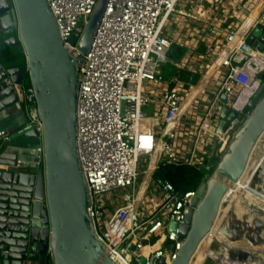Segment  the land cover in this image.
I'll list each match as a JSON object with an SVG mask.
<instances>
[{
    "label": "built area",
    "instance_id": "built-area-1",
    "mask_svg": "<svg viewBox=\"0 0 264 264\" xmlns=\"http://www.w3.org/2000/svg\"><path fill=\"white\" fill-rule=\"evenodd\" d=\"M221 1L209 3L213 13ZM46 2L64 49L77 58L76 44L98 0ZM180 6L181 0H107L89 51L78 66L76 144L90 197L87 214L115 264L141 260L163 264L174 259L180 226L196 191L178 193L169 182L153 179V174L161 163L187 166L202 173L205 183L213 159L220 161L246 121V115L240 122L237 118L264 75V47L259 51L248 41L255 30L264 39V0L257 12L254 6L242 14L234 28L205 24L203 35L188 34L185 44L171 37ZM200 44L203 53L197 50ZM174 45L185 53L170 61ZM165 69L174 72L170 79L163 74ZM183 73L192 78L181 82ZM193 76L198 77L195 83ZM12 87L27 126L40 135L30 87L25 83ZM223 109L235 113L239 127L219 135ZM184 116L191 118L185 136L175 129ZM9 143V134L0 130V155ZM213 143L218 147H212L209 155L206 148ZM32 153L37 169L42 146ZM153 156H158L156 164L147 163ZM21 162L16 160V167L23 166ZM7 170L0 165V171ZM172 223L177 225L175 233L168 230Z\"/></svg>",
    "mask_w": 264,
    "mask_h": 264
},
{
    "label": "water",
    "instance_id": "water-1",
    "mask_svg": "<svg viewBox=\"0 0 264 264\" xmlns=\"http://www.w3.org/2000/svg\"><path fill=\"white\" fill-rule=\"evenodd\" d=\"M106 2L98 0L76 44L80 56L74 58L62 45L46 0H0V53L20 47L24 56L22 66L4 68L0 64V111L17 105L12 85L27 80L41 134L27 126L23 113L21 122L13 125L15 129L2 130L9 134L10 142L19 138L35 141L24 149H43L34 170L16 167L15 156L6 161L10 143L2 149L0 165L8 170L0 171V264H21L24 260L45 264L47 257L52 264H115L87 214L90 197L76 144L77 70L92 44ZM248 41L259 51L264 47L259 30ZM70 42L75 44V38ZM260 80L259 89L237 118L240 122L247 116L240 127L234 112L223 109L220 113L219 135L223 130L239 129L212 176L191 200L172 264H190L212 231L230 187L243 176L254 147L264 135V75ZM9 81L12 85H7ZM260 170L264 174V161L257 172ZM176 229L172 223L168 230L175 233ZM219 233L226 238L227 248L232 243L236 249L247 248L245 260L257 262L258 253L264 258V242L253 245L248 241L247 245L233 227H223ZM134 254L140 255L136 250Z\"/></svg>",
    "mask_w": 264,
    "mask_h": 264
},
{
    "label": "rangeland",
    "instance_id": "rangeland-1",
    "mask_svg": "<svg viewBox=\"0 0 264 264\" xmlns=\"http://www.w3.org/2000/svg\"><path fill=\"white\" fill-rule=\"evenodd\" d=\"M11 111L12 110H10V112ZM148 115L151 116V114ZM4 123V126H7L9 121ZM33 142L35 141L32 139L19 138L10 142V144L11 146L18 145L21 147H27ZM258 145L261 147L257 152L254 150L244 176L237 186H235L223 200L215 227L200 246L191 264H223L221 263L222 260L225 261L224 264H245V262L246 264H264L263 253L257 254L260 259L257 262L253 260H250L249 262L245 260L248 256L246 247L236 249L232 246V244H234L232 243L227 248L225 247V243L219 237V232L223 229V227L225 228L226 225L228 226L227 228L231 229V227H233L236 231H238L239 238H241V240L246 244L248 241L253 243V245L264 242V235L262 234L264 232L262 231V226L264 225L259 224L261 222L264 223V174L261 170L257 172V168L260 163L264 161V135L260 139ZM217 147L218 143H215L213 148L216 149ZM218 162L219 160L213 159L211 169L209 168L210 170L206 173L208 175L206 178L207 180L212 176L214 172L213 169L216 167ZM213 165L215 166L213 167ZM142 167L145 168L146 164L142 165ZM234 197L239 198L244 205L242 204L236 206L237 203L233 200ZM244 206L246 207V212H243V208H245ZM238 210L240 211L238 212L240 216L237 213ZM253 234L255 235V238L252 237ZM165 247L167 246L165 245ZM240 258L245 261H237ZM170 260L171 259H168L169 263Z\"/></svg>",
    "mask_w": 264,
    "mask_h": 264
},
{
    "label": "crops",
    "instance_id": "crops-1",
    "mask_svg": "<svg viewBox=\"0 0 264 264\" xmlns=\"http://www.w3.org/2000/svg\"><path fill=\"white\" fill-rule=\"evenodd\" d=\"M209 3H213V0H181V6L179 8L182 11L181 15L174 18L173 27L175 28H171V37H173V40L185 44L186 35L189 34L192 37L201 36L203 35V31L201 29L207 28L205 24L209 26V24H212L213 22H215V24L217 23L221 29H225L227 27L234 28L236 23L240 20L242 14L245 15L247 13V10L248 12H251L254 6L256 7L255 10L257 12L263 3V0L260 3H258V0H222L220 8L216 13H213V9H211L212 7L211 5H209ZM256 12L253 14L255 15ZM174 46L179 47V45ZM197 50L198 52L203 53L204 47L200 44ZM173 73L174 72L168 69L163 70V74L167 79H170ZM190 77L192 78L190 74L183 73L181 75V82H188ZM10 110L12 111L10 112ZM146 112L151 114V108L147 109ZM22 113V109H20L17 105L1 110L0 130H2L3 128L15 129L13 125L21 122L23 116L25 118L24 113L23 116ZM190 120L191 118L187 120L185 116L181 117L180 121L176 124L175 129L178 132L183 133V136H185ZM6 121H9V124L7 126H4V122ZM219 127L220 125H218V128ZM213 146L214 143L210 147L207 146L206 148L209 155L212 154L211 149ZM5 155L8 156L6 161L11 162L10 158H12V156H15L18 161H22L21 164L24 168H29L31 170L36 169V157L31 150L24 149V147L18 145L11 146L10 144L5 151ZM157 158L158 156H153L147 163L150 162L149 164L152 165L156 164ZM151 167L152 166H150V168ZM146 182L147 179L145 181V184Z\"/></svg>",
    "mask_w": 264,
    "mask_h": 264
},
{
    "label": "trees",
    "instance_id": "trees-1",
    "mask_svg": "<svg viewBox=\"0 0 264 264\" xmlns=\"http://www.w3.org/2000/svg\"><path fill=\"white\" fill-rule=\"evenodd\" d=\"M185 50L181 47L173 46L169 52L170 61L180 60L184 56ZM0 64L4 68H15L24 64V56L20 47L4 50L0 53ZM198 77H193V83ZM25 85L29 86L26 80ZM153 179H160L169 182L178 193L187 194L195 192L204 181V175L194 168L187 166H173L161 163L153 174ZM45 264H52L50 257L46 258Z\"/></svg>",
    "mask_w": 264,
    "mask_h": 264
},
{
    "label": "bare ground",
    "instance_id": "bare-ground-1",
    "mask_svg": "<svg viewBox=\"0 0 264 264\" xmlns=\"http://www.w3.org/2000/svg\"><path fill=\"white\" fill-rule=\"evenodd\" d=\"M262 137H263V136H262ZM262 137H261V138H262ZM261 138H259V140H258L256 146L254 147L252 153L254 152V150L257 152V151L259 150V148L261 147L260 145H258V143H259V141H260ZM261 149H263V148H261ZM260 152H261V151H260ZM262 154H263V153H262ZM251 155H252V154H251ZM250 158H251V157H250ZM249 160H250V159H249ZM248 164H249V161H248V163H247V167H248ZM247 167H246V170H247ZM150 170H152V167L150 168ZM246 170H245V172H246ZM245 172H244V174H245ZM148 173H149V172H148ZM244 174H243V176H244ZM243 176H242V177H243ZM242 177H241V179H242ZM241 179H240V180H241ZM240 180L237 181V183L233 184V185L230 187L229 192H230L235 186H237V184L240 182ZM263 193H264V192H263ZM233 200L237 203V205L235 204L236 206H238V205H242V204L244 205V203H242V202L240 201L239 198H235V197H234ZM222 203H223V202H222ZM235 205H234V206H235ZM221 206H222V205H221ZM244 207H245V206H244ZM242 208H243V207H242ZM235 209H236V208H235ZM244 211L246 212V207L243 208V212H244ZM219 212H220V211H219ZM232 212H233V211H232ZM235 212H236V210H235ZM238 212H240V211L238 210L237 213H238ZM241 212H242V210H241ZM247 212H248V211H247ZM238 215H239V213H238ZM242 215H243V214H242ZM239 216H240V215H239ZM242 217H243V216H242ZM248 218H249V217H248ZM215 224H216V222H215ZM215 224H214L213 228L215 227ZM259 224H263V225H264L263 222H261V223H259ZM227 227H228V226L225 225V228H227ZM212 230H213V229H212ZM211 232H212V231H211ZM211 232H210V234H211ZM210 234H209V235H210ZM209 235H208V236H209ZM208 236H207V237H208ZM207 237H206V238H207ZM219 237H220L221 240L225 243V247H227V243H226L227 240H226V238L222 237L220 234H219ZM206 238L201 242L200 246L203 244V242L206 240ZM200 246H199V248H200ZM199 248H198V250H199ZM198 250H197V251H198ZM106 251H107V250H106ZM107 252H108V251H107ZM196 253H197V252H196ZM257 253H258V252H257ZM195 255H196V254H195ZM195 255H194V257H195ZM256 256H257V255H256ZM194 257H193V258H194ZM193 258H192V260H193ZM192 260H191V262H192ZM226 260H227V258H226ZM172 261H173V259H171V260H170V263H169V261L167 260V261L164 262L163 264H172ZM191 262H190V264H191ZM224 262H225V261L222 260L221 263L224 264Z\"/></svg>",
    "mask_w": 264,
    "mask_h": 264
}]
</instances>
